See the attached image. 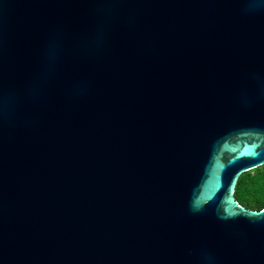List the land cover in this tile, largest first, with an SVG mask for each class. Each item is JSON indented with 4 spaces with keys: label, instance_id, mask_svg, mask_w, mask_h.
Masks as SVG:
<instances>
[{
    "label": "water",
    "instance_id": "95a60500",
    "mask_svg": "<svg viewBox=\"0 0 264 264\" xmlns=\"http://www.w3.org/2000/svg\"><path fill=\"white\" fill-rule=\"evenodd\" d=\"M264 0H0V264H264Z\"/></svg>",
    "mask_w": 264,
    "mask_h": 264
},
{
    "label": "trees",
    "instance_id": "16d2710c",
    "mask_svg": "<svg viewBox=\"0 0 264 264\" xmlns=\"http://www.w3.org/2000/svg\"><path fill=\"white\" fill-rule=\"evenodd\" d=\"M235 198L241 206L248 209L264 208V165L244 172L239 177Z\"/></svg>",
    "mask_w": 264,
    "mask_h": 264
}]
</instances>
